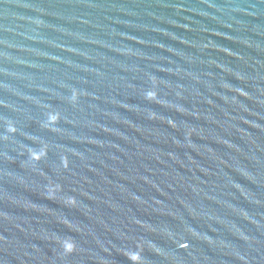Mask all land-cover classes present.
<instances>
[{"label": "water", "instance_id": "water-1", "mask_svg": "<svg viewBox=\"0 0 264 264\" xmlns=\"http://www.w3.org/2000/svg\"><path fill=\"white\" fill-rule=\"evenodd\" d=\"M0 264H264V0H0Z\"/></svg>", "mask_w": 264, "mask_h": 264}]
</instances>
